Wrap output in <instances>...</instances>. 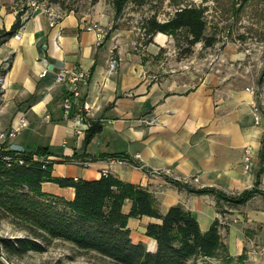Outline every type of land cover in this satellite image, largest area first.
Instances as JSON below:
<instances>
[{
	"label": "crops",
	"instance_id": "1",
	"mask_svg": "<svg viewBox=\"0 0 264 264\" xmlns=\"http://www.w3.org/2000/svg\"><path fill=\"white\" fill-rule=\"evenodd\" d=\"M18 10L0 3V29L12 27ZM95 25L105 28L103 21L63 11L46 0L26 10L20 37L14 35L0 46L6 147L30 151L47 146L56 161L54 176L98 179L112 173L147 188L162 213L180 204L202 231L219 219L222 229L239 233L244 219L229 205L235 204L215 193L189 189L213 188L233 196L255 187L264 125L254 116L252 94L159 64L155 56L168 42L167 34L159 33L149 42L155 48L145 53L136 51L131 36L117 29L99 41ZM112 57L118 60L114 70ZM77 71L88 77L75 87L58 81L60 73ZM67 95L72 99L69 113L63 104ZM93 122L102 128L86 142ZM13 126L20 129L10 135ZM247 146L255 158L249 171L244 166ZM258 188L260 192L240 205L252 224L264 221V173ZM42 189L67 200L75 197L73 187L50 181ZM131 204L126 200L125 212ZM151 222L160 220L131 218L129 227L135 242L155 251L157 241L146 235Z\"/></svg>",
	"mask_w": 264,
	"mask_h": 264
},
{
	"label": "trees",
	"instance_id": "2",
	"mask_svg": "<svg viewBox=\"0 0 264 264\" xmlns=\"http://www.w3.org/2000/svg\"><path fill=\"white\" fill-rule=\"evenodd\" d=\"M17 12V19L10 29H0V46L19 32L23 25L25 4ZM63 11H77L72 0H50ZM99 0H93V3ZM121 11L130 0H114ZM149 41L157 33L172 35L181 45V35L186 46L182 54L188 56L197 43L211 46L213 37L206 34L207 21L203 9L186 5L176 9L166 21L155 16L144 23ZM93 122L86 131L89 142L101 130ZM11 157L10 160L4 158ZM47 146L34 150H7L0 155V211L12 216L29 230L20 237H0V246L11 255H24L30 251H44L55 239H62L85 251H95L118 264H201L198 259L221 256L222 264L231 260L228 245L221 235V223L216 219L210 228L202 231L198 220L182 205L171 206L162 213L156 206L153 194L145 187L125 182L112 173L98 179H85L53 175L56 162L50 158ZM260 169L255 187L238 195H227L213 188L189 189L197 194L215 193L219 198L235 205L247 203L261 190L258 185L264 173V137L260 149ZM121 157V156H117ZM50 181L61 187H73L75 197L67 200L43 191V182ZM179 187L186 186L175 180ZM126 200H131L129 212L124 211ZM144 216L159 219L146 227V235L157 241L155 251L131 236L129 220Z\"/></svg>",
	"mask_w": 264,
	"mask_h": 264
},
{
	"label": "rangeland",
	"instance_id": "3",
	"mask_svg": "<svg viewBox=\"0 0 264 264\" xmlns=\"http://www.w3.org/2000/svg\"><path fill=\"white\" fill-rule=\"evenodd\" d=\"M2 2L17 8L24 6L22 0H0ZM28 2L25 4L26 10L31 8ZM46 2L53 4L50 0ZM72 2L76 13L88 15L98 23L103 21L109 33L116 29L128 33L135 42L132 47L145 53L155 48L145 34L144 23L147 18L155 16L159 21H166L176 9L186 5L203 9L207 21L206 34L213 37L215 43L211 46L197 43L192 53L184 56L181 52L186 42L182 35L180 46L172 35L167 34L168 42L155 59L170 69L194 71L202 80L208 78L212 84L221 86L230 83L236 89L248 91L253 96L254 116L258 115V123L264 125V0H130L121 11L117 10L114 0ZM158 35L152 38V42ZM229 205L240 211L244 222L237 234L229 233V229L224 230L221 225V235L231 257L228 264H264V221L252 224L251 218L245 216L243 207ZM29 234L20 221L0 211V237L13 238ZM238 239L240 242L234 243ZM223 255L210 259L199 258L198 261L201 264H222ZM0 264L118 263L95 251L81 250L71 242L55 239L46 250L30 251L24 255L8 254L0 246Z\"/></svg>",
	"mask_w": 264,
	"mask_h": 264
},
{
	"label": "built area",
	"instance_id": "4",
	"mask_svg": "<svg viewBox=\"0 0 264 264\" xmlns=\"http://www.w3.org/2000/svg\"><path fill=\"white\" fill-rule=\"evenodd\" d=\"M28 5L32 8H38L40 6V2L38 0H30L28 2ZM51 15L54 16V13H51ZM54 23V21H53ZM97 29V36L98 40H103L107 34L108 31L104 27H95ZM17 37H20L19 33L15 34ZM118 60L115 57L111 58L110 61V68L111 70L116 69L117 67ZM88 75L85 71H77V72H62L58 75V81H64L67 80L72 86H76L79 82L85 81L87 79ZM0 85H3V76L0 75ZM249 89V88H248ZM64 108L66 113H69L70 109L72 108V99L70 95L65 96L64 98ZM1 112V109H0ZM256 121L259 122L260 117L258 115H255ZM20 127L13 126L12 130L10 131V135H14L16 132H18ZM79 134H83V132L80 130L78 131ZM7 139V132L2 128V119L0 117V155L3 154L5 151L10 150L6 147ZM5 159L10 160L11 157L9 155L4 156ZM254 159V153L253 149L250 146H247L245 148V155H244V166L246 170H251L252 165H253V160ZM107 173V172H106Z\"/></svg>",
	"mask_w": 264,
	"mask_h": 264
}]
</instances>
